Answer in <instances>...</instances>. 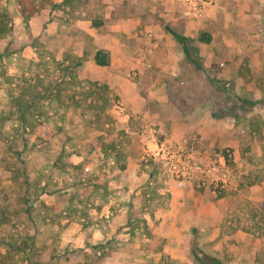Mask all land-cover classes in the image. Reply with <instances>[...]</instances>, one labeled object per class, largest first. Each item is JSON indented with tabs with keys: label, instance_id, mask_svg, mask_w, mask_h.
<instances>
[{
	"label": "rangeland",
	"instance_id": "374dc122",
	"mask_svg": "<svg viewBox=\"0 0 264 264\" xmlns=\"http://www.w3.org/2000/svg\"><path fill=\"white\" fill-rule=\"evenodd\" d=\"M211 1L0 0V264H264V0Z\"/></svg>",
	"mask_w": 264,
	"mask_h": 264
},
{
	"label": "trees",
	"instance_id": "16d2710c",
	"mask_svg": "<svg viewBox=\"0 0 264 264\" xmlns=\"http://www.w3.org/2000/svg\"><path fill=\"white\" fill-rule=\"evenodd\" d=\"M6 24H4L1 20H0V38H2V35L5 34L7 27H5ZM15 28V26L12 24L10 25V30H13ZM169 32L173 35V37L175 38V40H177L178 42L182 43L186 56L189 57V59H191L194 63H197L196 60L192 59L190 51H189V43L188 40L189 38L178 33L177 31H175L174 29H170L169 28ZM7 34H11L12 36H16V34L14 35V32L10 31ZM200 41L203 42H209L211 41V36L210 35H203L202 37L199 38ZM17 43H21L22 46H25L28 41L26 40V38H19L17 35V41H15ZM13 43V39H8V41L6 42V46L3 47V45H0V60L4 57V56H8L9 54H11L12 52H16L15 50L12 51H8V46H11ZM191 57V58H190ZM93 60L96 64L98 65H108L109 64V58L108 55L101 50H98L97 53L94 55ZM225 83H228L227 80L224 79H218V86L223 89L222 87L225 86ZM236 100L238 102V104L242 107L244 105H248L250 107H255V106H263L264 107V99H243L239 96H236ZM20 105V107L22 108H27L28 104L24 105L22 101H19L18 103ZM237 103L234 102L235 108H238ZM23 117H21L22 121H26V116H24V114H22ZM21 115V116H22ZM212 116L214 118H218L219 115L216 112H212ZM193 255L195 257V260L199 263V264H221V261L218 257L204 251V252H198V250H192ZM207 258L208 260H211L210 263L207 262Z\"/></svg>",
	"mask_w": 264,
	"mask_h": 264
},
{
	"label": "built area",
	"instance_id": "2783aa9c",
	"mask_svg": "<svg viewBox=\"0 0 264 264\" xmlns=\"http://www.w3.org/2000/svg\"><path fill=\"white\" fill-rule=\"evenodd\" d=\"M182 1L184 2L185 5H187L189 9L193 11V14L196 15L201 14L202 11H204V8L208 7L212 3L211 0H182ZM194 165L195 166L191 165V167L193 166L192 168H194L195 170L200 169L202 174H205V176L210 177V183L215 188L218 187L224 188L230 185V183H232L231 172L229 171V169L225 168L224 163H223V167L214 165L213 167L206 166L205 168H203L201 167V165H198L197 163H194ZM190 177L191 176H189L188 178ZM199 182L203 183V185L206 184V181L201 178L199 179Z\"/></svg>",
	"mask_w": 264,
	"mask_h": 264
},
{
	"label": "crops",
	"instance_id": "0c3cea01",
	"mask_svg": "<svg viewBox=\"0 0 264 264\" xmlns=\"http://www.w3.org/2000/svg\"><path fill=\"white\" fill-rule=\"evenodd\" d=\"M108 58H109V55H108ZM110 59V58H109ZM110 61V60H109ZM101 66V65H100ZM106 66V65H105ZM126 69H128V68H126ZM136 73V72H135ZM125 87V86H124ZM129 87V86H128ZM127 87V88H128ZM154 93H156V92H154ZM150 97H151V95H149ZM126 97H128V99L127 100H130V98L132 99V102H131V104H135V103H137L138 101H139V96L138 95H133V97H131V96H126ZM156 98H157V100H159V101H161V100H167V99H161L159 96H156ZM128 103H130L129 101H127ZM249 227H245V228H242V227H239V228H237V233L236 234H238V240L239 241H245L247 238H248V236L250 235V232H249V229H248ZM262 228V227H261ZM264 228V227H263ZM264 236V235H263ZM262 240H264V239H259V240H257L258 242L256 243V246H258V247H260L261 246V244H260V241H262ZM251 259H255V257H253V258H251ZM252 260V261H253ZM252 261H250L251 263H252ZM254 262V261H253Z\"/></svg>",
	"mask_w": 264,
	"mask_h": 264
}]
</instances>
